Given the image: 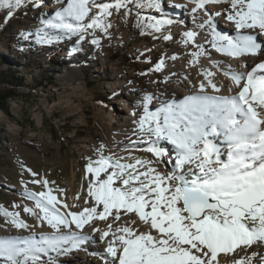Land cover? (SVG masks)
<instances>
[{
  "label": "rangeland",
  "instance_id": "rangeland-1",
  "mask_svg": "<svg viewBox=\"0 0 264 264\" xmlns=\"http://www.w3.org/2000/svg\"><path fill=\"white\" fill-rule=\"evenodd\" d=\"M125 1V17L114 11L108 16L111 21L99 26L94 19L86 24L88 16H76L89 12L80 7L60 6L52 13L44 12V6L55 0L3 1L0 78H8L12 85L1 83L0 88H14L16 96L9 99L4 110L0 109V232L7 235L0 237V264L53 263L55 258L72 250L43 246L35 233L38 219L47 220L49 215L62 212L81 182H84L83 205H72L73 214L81 213L85 219L106 216L113 210L115 216L140 213L150 222L160 221L158 233H147L144 243L158 246L157 254L162 258L181 249L183 256L190 255L206 263L211 254L208 232L216 225L232 232L234 241L248 249L254 244L258 247L264 244V238L253 231L254 225L264 226L262 183L253 182L249 176L248 181L232 176L229 179V170L213 173L208 177L212 184L208 192L212 194L215 210L201 219H193L183 204L182 185L202 187L201 180H196L189 171L184 173L174 163L171 148L141 131L136 136L151 142L131 143L123 149L121 141L103 129L109 109L115 106L130 107L137 117L152 122L165 119L175 126L172 121L183 117L177 115L178 105L158 110L153 107L154 96L167 91L173 75L179 76L176 79L179 81L189 77L190 86L197 91L198 77L210 72L196 67L194 62L212 46H202L201 52L197 47L181 50V46L166 45L157 33L158 28L145 27L142 21V28H138L135 21L140 20L132 12L128 14L133 1ZM238 3L241 8L230 5L223 12L230 27L243 30L253 26L262 30L253 19L258 0H238ZM134 29L139 30L132 38ZM100 30H110L112 34L100 38L97 35ZM234 42L232 46L222 43L218 53H229L241 43L247 45L241 40ZM172 50L182 53L183 60L177 67L185 70L183 74L167 70V66L175 65L167 56ZM75 70L84 76L81 83L85 85V96L63 85L67 82L63 77ZM116 84L120 86L115 87ZM37 117L42 118L41 124ZM188 128L176 126L168 134L188 137L193 146H198L200 137L209 132L198 120ZM124 140L130 141V137ZM143 149L153 151L154 163L142 157ZM214 162L211 158V163ZM158 164L168 173V183L160 180ZM191 164L192 160L189 167ZM73 172L77 173L75 188L68 185ZM175 182L181 187L183 210L169 214L168 206L157 203L161 192L174 191L171 186ZM63 211L67 216L71 214L68 209ZM213 212L219 218H214ZM48 219L46 226L52 230L53 223ZM13 233L25 236L14 240L9 237ZM260 251L256 248L248 256L240 257L239 264H257Z\"/></svg>",
  "mask_w": 264,
  "mask_h": 264
},
{
  "label": "bare ground",
  "instance_id": "bare-ground-1",
  "mask_svg": "<svg viewBox=\"0 0 264 264\" xmlns=\"http://www.w3.org/2000/svg\"><path fill=\"white\" fill-rule=\"evenodd\" d=\"M132 1V8L128 14L134 13L135 8L133 17L136 19L143 18L158 23L159 27L156 24L152 28L154 30L158 28L157 33L166 45L181 46V50L197 47L201 52H203L202 46L204 48L212 46L213 49L200 54L198 61L195 59L194 62L196 67L201 66L208 71L210 69V72L207 76L198 77L197 84L200 89L197 91L190 86L189 77L179 81L176 80L179 76L173 75L172 83L167 91L154 96L153 107L158 110L165 106L178 105L177 115L182 114L183 117L172 121L174 122L172 125L175 126L165 122V119H156L152 122L147 118L137 117L130 107L123 109L121 106H115L112 110L109 109L103 129L115 135L121 141L123 149L131 143L141 141L150 143L149 139L142 140V137L136 136V133L141 131L147 132L152 140H158L160 144H166V147L171 148L170 155L176 159L174 163L185 170L184 173L189 171L196 180H201L202 187L207 191L211 190L212 185L208 177L213 173L226 170L231 171L228 173L229 179L232 176L234 179L248 181L249 176L252 180L264 185V0H258L253 9V19L262 30L255 27L256 30H254L253 26L245 27L243 30L230 27L223 12L230 5L233 8L235 5L241 8L240 3L236 4L238 0H207L202 2L197 10L194 5L199 3V0H155V6H135L136 0ZM125 2V0H55V3L50 2L42 9L46 13H52L60 6L80 7L89 12L75 15L88 16L86 24L92 19L94 23L103 19L100 24H107L108 20L111 21L108 16L117 10L121 17H125L126 12L123 10ZM152 28L151 32H154ZM109 34H112L110 30L107 32L100 30L97 33L100 38ZM236 40L244 41L247 45L244 46L241 43V46L233 47L229 53H218L222 43L226 42L228 46H232ZM177 50L167 52L168 58L176 65L167 66V70L171 73L183 74L185 70L177 67V63L183 60V56ZM247 70L248 73H246ZM190 71L189 69V74H191ZM63 78L67 79V82L63 84L65 87L72 92L86 95L85 85L81 83L84 76L78 70ZM119 86L116 84L115 87ZM114 103L119 104L118 101ZM197 120L204 123L209 130L200 137L198 146H193L192 140L188 137L173 135L174 133L172 136L168 134L176 126L187 130ZM37 121L41 124L42 118L37 117ZM128 137L131 142L124 140ZM192 148L196 149L189 150ZM141 154L144 159L154 163L153 151L143 149ZM211 158L215 161L213 164ZM256 158L257 168L256 163L253 164ZM191 160L193 164L189 167ZM156 166L159 168L160 180L169 181V175L163 167L159 164ZM76 179L77 173L73 172L68 185L75 188ZM175 183L171 186L174 187L172 193L161 192L162 195L158 193L160 197L158 206H168L169 214L183 210L180 199L181 187L177 182ZM83 187L84 182H81L76 195H72L70 202L65 204V209L70 211L72 205H83L81 200ZM63 209H60L62 212L58 215L54 213L46 217L53 223L52 230H48L47 220L38 219L36 239L42 241L43 246L70 247L72 250L64 252L62 256L53 260L57 263L48 261L45 264H239L240 257L248 256L256 248L261 249L257 264H264V244L259 247L254 244L248 249L246 246H241L240 242L234 241L232 232L218 225L208 232L211 254L208 261L204 263L194 260L190 255L183 256L181 249L172 252L171 256L160 257L157 254L158 246L146 245L144 237L152 231L157 234L159 229L156 228L161 226V222H150L140 213L131 216L121 214V216H115L111 210L106 216L98 215L84 219L81 213L73 214L71 211V214L68 213L69 216H67L63 213L65 211ZM212 214L214 218H219L217 213ZM254 227V233L264 238V226L254 225ZM13 234L9 237H13L14 240H17V236H25L21 233ZM2 236L7 235L0 232V237Z\"/></svg>",
  "mask_w": 264,
  "mask_h": 264
},
{
  "label": "water",
  "instance_id": "water-1",
  "mask_svg": "<svg viewBox=\"0 0 264 264\" xmlns=\"http://www.w3.org/2000/svg\"><path fill=\"white\" fill-rule=\"evenodd\" d=\"M184 206L193 219H201L208 211H214L212 194L201 187L182 185Z\"/></svg>",
  "mask_w": 264,
  "mask_h": 264
},
{
  "label": "trees",
  "instance_id": "trees-1",
  "mask_svg": "<svg viewBox=\"0 0 264 264\" xmlns=\"http://www.w3.org/2000/svg\"><path fill=\"white\" fill-rule=\"evenodd\" d=\"M4 1V0H3ZM3 1L0 0V15L2 16L3 14V8L1 7L3 5ZM1 83H5L8 86H11L12 83L8 80V78H0V85ZM16 96L15 90L14 88L10 89V88H6V89H1L0 88V109L4 110L7 105H8V101L9 99H12ZM116 97V96H115ZM115 98H112L111 100H114ZM105 163V161H101V163ZM100 164V162H99Z\"/></svg>",
  "mask_w": 264,
  "mask_h": 264
},
{
  "label": "built area",
  "instance_id": "built-area-1",
  "mask_svg": "<svg viewBox=\"0 0 264 264\" xmlns=\"http://www.w3.org/2000/svg\"><path fill=\"white\" fill-rule=\"evenodd\" d=\"M204 1H207V0H199V3H197L195 6V10H197L198 6L204 2ZM136 5H147V6H155V0H136L135 2V6ZM134 13H135V8H134ZM133 13V14H134ZM132 17V15H131ZM103 20V19H100V21ZM100 21L98 22V26L100 25ZM143 22V25L145 27H155V25L157 24L155 21H152V20H147V19H142L140 21H135L136 23H138V28H142V24L140 22ZM134 26V25H133ZM139 29H134V35L132 38H134L136 36V33Z\"/></svg>",
  "mask_w": 264,
  "mask_h": 264
}]
</instances>
